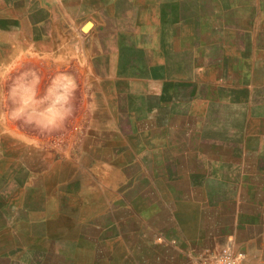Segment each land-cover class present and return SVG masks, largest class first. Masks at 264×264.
Wrapping results in <instances>:
<instances>
[{
  "label": "crops",
  "instance_id": "0c3cea01",
  "mask_svg": "<svg viewBox=\"0 0 264 264\" xmlns=\"http://www.w3.org/2000/svg\"><path fill=\"white\" fill-rule=\"evenodd\" d=\"M264 264V0H0V264Z\"/></svg>",
  "mask_w": 264,
  "mask_h": 264
},
{
  "label": "built area",
  "instance_id": "2783aa9c",
  "mask_svg": "<svg viewBox=\"0 0 264 264\" xmlns=\"http://www.w3.org/2000/svg\"><path fill=\"white\" fill-rule=\"evenodd\" d=\"M244 259L242 252L223 248L219 253L206 258L201 264H244Z\"/></svg>",
  "mask_w": 264,
  "mask_h": 264
}]
</instances>
